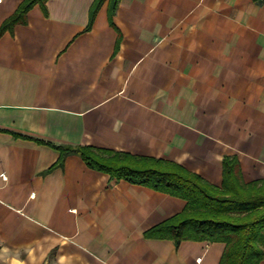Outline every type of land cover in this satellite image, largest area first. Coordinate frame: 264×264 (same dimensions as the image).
Wrapping results in <instances>:
<instances>
[{"label": "crops", "instance_id": "0c3cea01", "mask_svg": "<svg viewBox=\"0 0 264 264\" xmlns=\"http://www.w3.org/2000/svg\"><path fill=\"white\" fill-rule=\"evenodd\" d=\"M94 1L37 3L0 37V264H220L223 242L146 236L186 200L37 140L264 182V0H119L111 20L106 0L87 30Z\"/></svg>", "mask_w": 264, "mask_h": 264}, {"label": "trees", "instance_id": "16d2710c", "mask_svg": "<svg viewBox=\"0 0 264 264\" xmlns=\"http://www.w3.org/2000/svg\"><path fill=\"white\" fill-rule=\"evenodd\" d=\"M106 0H95L87 30ZM45 0H24L0 28V37L15 24L24 22L28 11ZM119 0H109L112 19ZM60 165L69 152L78 153L86 165L115 180H126L186 200L185 210L146 233L149 238L225 243L220 264H260L264 259V182L243 183L235 159L223 162L222 187H215L182 166L155 158H137L125 153L92 147L55 146Z\"/></svg>", "mask_w": 264, "mask_h": 264}]
</instances>
